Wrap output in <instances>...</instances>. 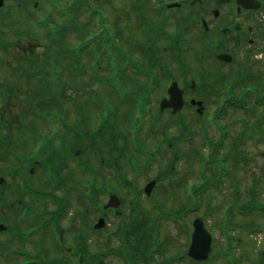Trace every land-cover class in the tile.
Segmentation results:
<instances>
[{
    "label": "rangeland",
    "instance_id": "1",
    "mask_svg": "<svg viewBox=\"0 0 264 264\" xmlns=\"http://www.w3.org/2000/svg\"><path fill=\"white\" fill-rule=\"evenodd\" d=\"M160 0H144V6L143 10H145L146 15L148 16V21L150 22L151 18V8L154 6L156 2ZM131 4H133V0H104V1H98L97 5H101L106 10L104 11V16L107 22V25L115 30V28L123 29L122 25L120 24V21L122 20V12H130L133 13L130 8ZM79 9V11H78ZM75 11V15L73 16L74 19L77 21L84 23V11L81 7H79ZM123 9V10H122ZM136 9V8H135ZM122 10V11H121ZM9 18L8 20L12 22L16 28L19 29V32L22 33L19 36H15L12 34V40H16V42L12 43V46H10L9 49L5 50L4 48H0V57L4 58L6 63H3L0 68L3 69L5 75L9 73L12 68L13 70L19 69L22 64L25 62L22 58L19 60L17 59V56L21 54H25L26 52H29L32 48L35 50L36 47L39 45L38 49L35 52L41 53L46 52L47 49H45L44 46H47L46 43H44L45 38L44 36V29L40 30L35 27L32 24H28L27 22L29 19H24L19 15V13H10L9 12ZM168 14V12L166 13ZM61 15V14H60ZM60 15L55 16V25H61L63 21H70L69 18L71 17H61ZM63 16V15H62ZM168 24H166L165 28L167 33H171L174 31L173 28H175V23L170 21L171 14L167 15ZM11 18V19H10ZM41 16L38 18L40 19ZM129 21H122L123 26L125 27L124 34H122L123 38L128 37V39H122V36H118L117 39H114V43H123L122 40H128L130 41L133 46H135V42H138L144 38H142V35L140 34L139 27L136 25L137 19L135 16H129ZM26 20V22H25ZM86 21V19H85ZM88 22V21H87ZM95 23L94 18L89 20V24H91L90 30L92 32H97V28L93 26ZM72 23V22H70ZM69 23V24H70ZM145 24V23H144ZM156 24V21L153 20V22H150V25L153 26ZM196 25V24H194ZM24 28L28 29L29 34H23ZM187 30V29H186ZM48 31V28H45V32ZM195 31V32H194ZM6 33V31H4ZM36 34L38 37H35ZM197 30H192L191 28L187 30L185 33L182 34V46L184 47L185 51L181 54V58L184 57L187 63L188 71L185 74L186 77H189L192 73H195L198 75L199 70V63L194 59L196 55V52H198V49L201 47H204L206 49H211L213 44L209 40V44H205L201 38V34H197ZM8 34V33H6ZM6 34L3 36L5 37ZM81 35V36H80ZM85 33L83 31H80L78 29H75L74 27L71 28L69 31L65 32L63 30L62 35V42L67 43L70 45H73L76 41H78L80 38L83 37ZM146 38V35L144 36ZM196 37L200 42L197 40V42H194L193 39ZM38 38V39H37ZM120 39V40H119ZM61 43V44H63ZM125 43V42H124ZM60 44V45H61ZM157 44L160 50L163 49L164 46H166V37L158 39ZM1 47V46H0ZM32 47V48H31ZM28 48V49H27ZM119 52H122L123 54L129 55V50L126 47V45H120L116 47ZM26 49V50H25ZM133 49V47H132ZM131 49V50H132ZM165 50V57L164 62H168L170 69L172 70L173 76L178 77L179 71H177V65L170 59V54L167 50V47ZM134 49L132 50L133 53ZM172 53L174 50H170ZM212 51V50H211ZM176 52V51H175ZM174 52V53H175ZM245 54L247 55L246 48L244 49ZM259 53V52H258ZM6 54V55H5ZM27 55V54H26ZM25 55V57H26ZM134 55L136 57L139 55V59L145 60L146 54L143 51L140 52H134ZM103 58H106L104 55ZM109 63L113 61V58L109 55ZM0 58V62H1ZM8 58V59H7ZM255 58V57H254ZM10 60L12 62H10ZM172 60V58H171ZM244 60V58L242 59ZM250 60H253L249 58V64L252 67V70L254 71L255 75L258 77L260 75L264 74V54L261 55V59H259L258 62L252 63ZM258 60V59H257ZM146 61V60H145ZM148 62V61H147ZM105 63L103 65L104 69H101L100 71H95L96 66H92L91 70L90 67H85L84 73H81L79 75H67L63 74L61 76V84L64 86L63 90V97L70 98H77L83 97L85 94H91V91L94 90L93 93H100L101 87H104L103 83L104 81L101 80L102 78H108V76L113 74L112 68L110 66L108 67L107 60L104 59ZM28 64L25 63V67ZM158 67H162V63L159 61L157 62ZM12 67V68H11ZM202 67L206 68L209 72H205L207 75V79L212 86L210 89L211 91L204 95V104H205V111L202 117H196V115L193 113L194 110L192 108H189L187 110H184L183 116H186L187 119H185V125H188V130L185 131L184 137L179 136V127L177 125H172L171 127H165L164 125H159L158 132L155 130V133H158V135H155L154 137H149V133L146 131L145 125L148 122V117L143 120V125L140 129H138V138H142V141L144 144H147L145 146L147 149H152L156 145V148H158V151L156 152L154 156V160L151 162L150 166L145 165L147 162L146 156L141 155L140 153H136V151L133 149L131 143H127L126 146V159L127 163L130 164L131 159H137L138 163L145 166L140 167L139 170V177L141 181L147 178H150V176L157 175L155 173V170L158 168L160 170L159 173L169 172L171 176H173V172L169 170L170 164L172 160L175 158V152H177V157L174 162V166L178 170V172L171 178L174 180V185L169 186L166 184L163 187H158L156 190V200L163 205V211L166 212V210H172L176 206V204L183 203L187 199L184 196V189L181 184V182L177 183L179 175L182 173L189 172V168L193 171V173H197L199 175V172L202 168V162H201V153L205 150H202L203 147V141L201 138V131H206L209 135V137L212 140H217V130L214 131L212 129H209L210 127L206 125V122L204 121L207 114H210L211 111L214 109L213 107H216L217 104V94L215 91L219 87V77L216 74L217 70L219 69H226L227 67L217 66L216 64H212L208 59H205V61L202 64ZM180 70V69H179ZM94 71V72H93ZM90 72H93L90 73ZM44 73V71H43ZM47 73V71L44 73V75ZM11 75V73H10ZM24 73L19 75V79H15L16 83H20L25 87V79H24ZM163 77L162 80V87L166 83V78H164L163 75H159ZM93 77H96L95 79ZM36 78V77H35ZM33 78V79H35ZM260 78V77H259ZM32 79V78H30ZM63 79V80H62ZM91 80H94L93 82H90ZM5 80L0 81V83H4ZM74 83V84H73ZM71 84V85H70ZM93 85V87L91 85ZM101 85V87H100ZM31 86V84H30ZM26 88V87H25ZM30 88V87H29ZM35 89V88H32ZM221 90V89H220ZM219 90V91H220ZM223 93V90H222ZM160 94V93H159ZM102 96V94H100ZM120 96V94H118ZM112 100L109 101V103L106 102V104H109L112 110L114 111V103L117 102V98L111 94ZM104 100V99H103ZM62 103L65 101H68V99L60 100ZM89 102H95L94 99L89 98ZM127 104L126 106L118 105L119 103H116L118 105V111L119 117L122 116V120L125 121L126 130L131 126L132 124V105L135 106L134 100L126 99L124 100ZM78 104L80 111H83L87 113V109L91 111L90 108L87 106H84V101L82 99L78 100ZM76 104V103H75ZM72 102L66 103L65 105H70L71 107H76V105ZM74 105V106H73ZM152 105V104H151ZM89 106V105H88ZM69 107V106H68ZM252 107V106H251ZM213 108V109H212ZM254 113H250L245 115L242 112H239L234 109H227V113L222 115V118L217 120V123L220 126L225 127V138L223 139V143L220 146L219 150H217L216 156H214L215 159H219L221 156H223L224 153H228L229 146L231 147V144H235V154L232 155V159H228L227 165H230L231 163L235 166H232L231 173H228L226 176V182L230 186H237L238 192L235 195H229L231 192V188L227 185H221L220 190L215 191L211 188L207 189L204 195V209H200V211L197 213L198 215L202 216L205 222V225L209 229V231L212 233V244H211V262L213 264H229L231 260L230 258L223 257L222 248L225 247V238L223 237L221 231H220V221H221V208H225L228 203L234 202V205L239 206L241 208H249L251 206V203L254 202V207L251 211H244L241 209V211H244L245 214H240L235 211V208H231L229 211L230 214H232L229 226L227 225V229L229 231V236H232V248L230 249L232 252V258L233 260H238L239 264H264V256L260 254V252L264 248V231L258 230V227L262 229L264 227V211H262L260 208H262L264 204V108L262 107H252ZM252 110V111H253ZM18 111V110H17ZM53 111L56 113L57 109H53ZM6 110L4 111V113ZM72 110L69 108L66 110L67 117H71ZM212 114V113H211ZM5 115H7L5 113ZM162 117V118H161ZM158 117L159 122H164L166 119H168L166 116ZM185 117V118H186ZM150 118V117H149ZM217 119V118H216ZM174 120V119H173ZM12 127L13 129H16V122L12 120ZM110 121L113 123L114 118H111ZM175 121V120H174ZM139 122V121H137ZM41 125H37V128L39 130L45 132L46 129L44 127V123L42 121H38ZM135 125V124H134ZM131 126V127H134ZM162 128H167L165 131L162 132ZM212 128V127H211ZM249 128L252 129V133L248 130ZM4 131V130H3ZM246 131V133H244ZM5 132V131H4ZM15 133V131H14ZM161 134H166L167 142H169L168 145L165 144L162 145V141L160 139ZM260 134L261 138H258ZM32 134L29 135L28 133V139H31V142L33 143V139L31 138ZM13 139H16L15 136H13ZM12 139V140H13ZM128 139V137H127ZM180 139V140H179ZM235 140V141H234ZM141 141V139H140ZM122 144V143H119ZM143 157L146 159V162L144 161ZM142 158V159H141ZM125 159V160H126ZM138 159H141L139 161ZM150 160L153 159V157L149 158ZM216 166V165H215ZM87 168V165L84 166ZM130 167H128L129 170ZM216 168V167H215ZM197 170V171H196ZM146 171V172H143ZM134 172L130 170V173H127L126 178L132 179L134 177ZM194 177V176H193ZM194 179V178H189ZM197 179V178H196ZM190 181V180H189ZM193 181V180H191ZM196 182V181H194ZM254 189L255 192L251 194L249 190ZM67 191V190H65ZM65 191L61 189V192ZM72 191V190H71ZM222 191V192H221ZM73 192V191H72ZM73 195V194H72ZM229 195V196H228ZM230 197L232 200H230ZM124 206L123 210L125 213L128 214V210L130 208H136L138 210H143L148 213L149 216H154L155 211L152 209H148V207H151L152 204L149 203V201L145 200L144 198H140L139 202L135 199H131L130 197H125L124 199ZM134 205H133V204ZM69 208L67 210V213L63 216V219L61 220V223L70 226V231L67 233V237L72 236L73 229L77 228V225H75V228L73 227L72 222H70L71 217L73 215L80 216L79 213H81L83 205L81 202H78V196H72L71 202L68 204ZM138 205V206H137ZM262 205V206H261ZM154 206V204H153ZM261 206V207H257ZM209 209V210H208ZM255 209V210H254ZM174 211V210H173ZM210 211V213H209ZM153 212V213H152ZM95 213L91 210L87 216L84 217V219L81 220L80 225L81 228L86 231V233H89L88 226L90 222L92 221ZM109 221L108 227L100 233L91 234L90 240H91V252H94V254H99L100 252H110L105 255L104 259L110 263V264H126L125 261L121 258H119L118 255H116L115 251L111 250L117 246L116 239L112 238L110 240L109 245L105 244V240L102 236V234L105 232H112L114 227V222H111V216L107 217ZM191 217L186 216L184 219L185 223H176L173 221L163 222L160 221L159 230L161 233L160 240L162 243L166 244L165 246V253L162 256H154V259L161 260L163 258H174V260H177V258L173 257L175 254H178L188 243V238L186 233H188L191 229L190 227V221ZM188 221V224L186 222ZM250 226V229L248 230V227ZM256 227V228H255ZM255 228L254 230H252ZM46 241L49 239V236H47ZM30 241V240H29ZM2 242H0L1 244ZM0 250H2V244L0 245ZM6 251H0V264H8L9 261L16 260L15 257L11 256L9 257L8 254H6ZM44 254L46 257L51 256H60L59 251H54L52 247H46L44 245ZM222 254V255H221ZM20 259V258H19ZM17 261V260H16ZM217 262V263H216ZM228 262V263H227ZM170 264V263H167ZM172 264H188L186 261L181 262H173Z\"/></svg>",
    "mask_w": 264,
    "mask_h": 264
},
{
    "label": "flooded vegetation",
    "instance_id": "2",
    "mask_svg": "<svg viewBox=\"0 0 264 264\" xmlns=\"http://www.w3.org/2000/svg\"><path fill=\"white\" fill-rule=\"evenodd\" d=\"M20 1H23L27 5L36 6L40 3H49L50 0ZM163 9L164 11L161 12V15L166 17L168 14H171V22L178 21L182 24V27L187 28L188 24L192 23V30H197L198 33L204 34L209 39H216L215 47L220 49L217 53L234 52L237 54L236 56L246 60L248 55L245 54L244 49L257 45L264 39V6H260L258 9H246L240 6L236 0H179L178 3L172 6L165 5ZM164 12H168V14ZM3 63L6 62L4 58H1L0 66ZM220 64L223 63L221 62ZM11 72L5 75L3 69L0 68V81L10 80ZM159 91L161 94L166 93V88L164 87ZM194 91L184 87L183 95L184 97H193L192 93ZM10 98L11 96H8L7 100H10ZM4 102H6V98L0 94V104ZM10 116L11 118L8 116L0 117V125L4 127L11 125L13 115L10 114ZM25 138H28V127L25 131ZM12 139L11 132L0 136V149L5 147L7 150L5 155H2L0 152V223L3 225V229H0V234L6 235L7 237H12L13 231L16 228L19 229L21 225H24L23 222L26 221V215L29 211L38 214L36 211L38 208L36 206L34 207L35 202L27 199V192L36 189V179L41 165L40 161L35 158L30 162L28 161L27 146L29 144L26 141L20 143L23 149L21 153H18V156H23L22 158L25 160V163L21 164V166H24L22 170L25 177L24 181L26 182V189H21L20 183L16 179V176L13 175L12 167L9 170L6 164L7 161L11 162V157H13L10 152L11 150L13 151L11 149ZM32 178H36V181ZM59 186L60 183H57V189L60 188ZM54 191L55 189L52 193ZM37 196L42 197L43 194L38 193ZM107 214L104 213L105 216ZM35 239L36 242L42 244L40 242V235ZM30 241H34V238ZM145 241L141 240L140 242L145 243ZM74 245L75 243L73 242ZM89 259L90 256H87L83 262H89Z\"/></svg>",
    "mask_w": 264,
    "mask_h": 264
},
{
    "label": "water",
    "instance_id": "3",
    "mask_svg": "<svg viewBox=\"0 0 264 264\" xmlns=\"http://www.w3.org/2000/svg\"><path fill=\"white\" fill-rule=\"evenodd\" d=\"M224 57V56H223ZM171 94L168 105H174L180 107L181 105V93L172 85L170 90ZM194 231L191 236V245L188 249V255L196 260L205 259L210 249V236L204 230L201 220L194 221ZM102 264V263H99Z\"/></svg>",
    "mask_w": 264,
    "mask_h": 264
}]
</instances>
